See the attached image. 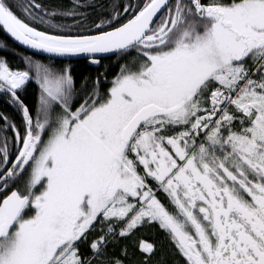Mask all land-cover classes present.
<instances>
[{
	"label": "snow or ice",
	"instance_id": "6c2138e0",
	"mask_svg": "<svg viewBox=\"0 0 264 264\" xmlns=\"http://www.w3.org/2000/svg\"><path fill=\"white\" fill-rule=\"evenodd\" d=\"M0 33V264H264V0H0Z\"/></svg>",
	"mask_w": 264,
	"mask_h": 264
},
{
	"label": "trees",
	"instance_id": "16d2710c",
	"mask_svg": "<svg viewBox=\"0 0 264 264\" xmlns=\"http://www.w3.org/2000/svg\"><path fill=\"white\" fill-rule=\"evenodd\" d=\"M59 2L67 4L69 2V0H65V1L64 0L60 1L59 0ZM5 38H6L5 35L3 33H0V39H5ZM15 51L17 52V56L15 58H13L11 55H9V59L13 61V66H16V65H18L20 63V60H19V55L20 54H27L25 52V50H23L20 47H16ZM3 54H4L3 52H0V55H3ZM77 67H78V70H79L81 75H88V74L95 75V73L97 71L96 68L84 65L83 63H81ZM100 71H103V69H100Z\"/></svg>",
	"mask_w": 264,
	"mask_h": 264
},
{
	"label": "water",
	"instance_id": "95a60500",
	"mask_svg": "<svg viewBox=\"0 0 264 264\" xmlns=\"http://www.w3.org/2000/svg\"><path fill=\"white\" fill-rule=\"evenodd\" d=\"M21 48V47H20ZM23 49V48H22ZM24 50V49H23ZM91 67H94L95 68V66H91Z\"/></svg>",
	"mask_w": 264,
	"mask_h": 264
},
{
	"label": "flooded vegetation",
	"instance_id": "af4514ba",
	"mask_svg": "<svg viewBox=\"0 0 264 264\" xmlns=\"http://www.w3.org/2000/svg\"><path fill=\"white\" fill-rule=\"evenodd\" d=\"M60 1H63V0H60ZM65 1V0H64ZM91 67V66H90ZM94 68V67H93ZM96 68V67H95Z\"/></svg>",
	"mask_w": 264,
	"mask_h": 264
}]
</instances>
